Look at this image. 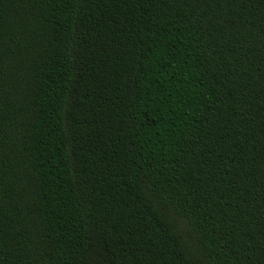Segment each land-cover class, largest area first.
<instances>
[{
    "label": "trees",
    "instance_id": "trees-1",
    "mask_svg": "<svg viewBox=\"0 0 264 264\" xmlns=\"http://www.w3.org/2000/svg\"><path fill=\"white\" fill-rule=\"evenodd\" d=\"M0 264H264V0H0Z\"/></svg>",
    "mask_w": 264,
    "mask_h": 264
}]
</instances>
